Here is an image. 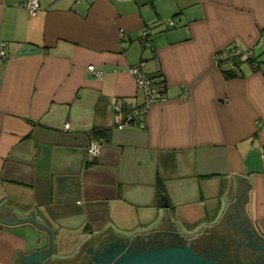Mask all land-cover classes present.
Wrapping results in <instances>:
<instances>
[{
  "label": "crops",
  "instance_id": "obj_1",
  "mask_svg": "<svg viewBox=\"0 0 264 264\" xmlns=\"http://www.w3.org/2000/svg\"><path fill=\"white\" fill-rule=\"evenodd\" d=\"M26 1L0 0V218L47 227L0 220V264H31L51 232L34 264L216 222L264 233V0ZM138 63L164 89L119 127L145 100Z\"/></svg>",
  "mask_w": 264,
  "mask_h": 264
},
{
  "label": "flooded vegetation",
  "instance_id": "obj_2",
  "mask_svg": "<svg viewBox=\"0 0 264 264\" xmlns=\"http://www.w3.org/2000/svg\"><path fill=\"white\" fill-rule=\"evenodd\" d=\"M241 228H246L242 227ZM236 224L228 222V224L214 223L210 226H203L198 230V233L193 235H183L182 233L173 234L171 236L157 235L158 239L155 237H147L148 242H144L143 238H139L140 242L143 241L142 248L148 249L161 245V242L165 244H184L185 242L192 246L197 252L202 254L204 257L209 258L208 252L210 253V258L218 262L225 264H260L264 260V246L254 247L250 243V230L252 234V243L255 245L264 244V233L256 232L253 228L241 229ZM262 236H260V235ZM155 239V240H154ZM162 239V241H161ZM184 239V240H183ZM153 240V241H152ZM234 240V241H233ZM176 241V242H175ZM243 241V242H240ZM153 243V244H152ZM239 243V244H238ZM224 244V245H223ZM147 245V246H146ZM223 246V249L227 250L226 253L218 249V254H216L217 247ZM133 248L141 247L140 244H132ZM213 247V248H212ZM209 249V250H208ZM216 254V255H214Z\"/></svg>",
  "mask_w": 264,
  "mask_h": 264
},
{
  "label": "water",
  "instance_id": "obj_3",
  "mask_svg": "<svg viewBox=\"0 0 264 264\" xmlns=\"http://www.w3.org/2000/svg\"><path fill=\"white\" fill-rule=\"evenodd\" d=\"M39 49L40 48L34 44L26 43L21 47V49L19 50V53L34 52V51H39ZM234 174H236V173H234ZM236 175H238V174H236ZM241 178H245V177L241 175ZM164 197L167 198L166 194H164ZM168 204H169L168 201L162 202L163 206H168ZM235 208H237L236 205H235ZM12 213H14V212H12ZM232 213H234V212H232ZM238 215H239V210H238ZM230 216H231V214H230ZM23 218H32L33 220H35V216L23 217ZM23 218H20V219H23ZM20 219H17L15 217V218H12V220L10 221V220L0 218V220H5L8 222H15V221L20 220ZM242 222H243V220H242ZM241 224L239 225L240 228H241ZM39 225H41V224H39ZM41 226H45V225H41ZM45 227H47V226H45ZM241 229H247V228H241ZM247 230L250 233V242H245V243H250L254 247L264 246V244H261V245L253 244L252 243V234H251L249 229H247ZM163 231H164V234H166V232H174L177 234V238H178V236H181L176 231H166V230H163ZM149 233H151V232H149ZM154 233H155V236H154L155 239H158L157 235L159 234V230L154 231ZM137 235L140 236L139 234H137ZM53 237H54V234L51 232V248H50V250H48L47 253L44 254V253H40V252L35 250L33 252H30L29 256H27V254H26V258H27L26 261H29L31 264H34L32 262V259L41 260L45 256L47 257L48 255H50L52 253L53 247H54V238ZM262 238H264V237H262ZM143 239H144L143 240L144 242H148V239H145V238H143ZM143 241L142 242H140V240L135 241L136 244L141 245V247H137V248H133L131 243L129 245H127V244L119 245L117 248L114 247L113 250L110 251L107 255L106 254L105 255L98 254L97 256H95L94 257L95 259L91 260V262H89V264H225V263L218 262L214 259H211L210 253H212V252H208L209 258L204 257L202 254L197 252L192 246L188 245L185 242V240H184V244H165V245H162L165 242H161V245H158L155 247H154L155 244L152 243L153 248H148V249L142 248ZM161 241H162V239H161ZM240 242H243V241H240ZM218 249H220L224 253H226V251H227V250L223 249V246L221 247L219 245L217 247L216 254H218ZM216 254H214V255H216ZM260 264H264V260Z\"/></svg>",
  "mask_w": 264,
  "mask_h": 264
},
{
  "label": "built area",
  "instance_id": "obj_4",
  "mask_svg": "<svg viewBox=\"0 0 264 264\" xmlns=\"http://www.w3.org/2000/svg\"><path fill=\"white\" fill-rule=\"evenodd\" d=\"M26 6L29 8V10L32 13H35L40 7V2H39V0H27ZM171 21H172V19H170L169 22H171ZM121 33H124L123 29H121ZM142 36H143L142 38H143L144 43L149 44L150 39H149V30L148 29L144 30ZM239 53H241V49L236 48L233 51H231L230 55L232 57L235 54H239ZM0 55L3 57H5L7 55L6 42H2V44L0 46ZM88 67L91 70L96 71L94 64H89ZM131 70L135 75V78H136V81H137L139 87H141L145 93V100L141 105L135 106V108L132 111H130L129 113H127L125 115L124 120L118 124L119 127H123L128 120L135 119V117H138L142 114L144 115L146 112H148L150 105H151V102L154 101L158 97V93L153 88L154 80L148 75L147 72H145L142 69L141 63L133 65ZM116 107H117V109L121 108L120 105H118ZM66 126H68V124H66ZM100 149H101L100 138L92 135L91 140H90V144H89V149H88L89 153L94 154V155L98 154L100 152ZM263 154H264V151H263Z\"/></svg>",
  "mask_w": 264,
  "mask_h": 264
},
{
  "label": "trees",
  "instance_id": "obj_5",
  "mask_svg": "<svg viewBox=\"0 0 264 264\" xmlns=\"http://www.w3.org/2000/svg\"><path fill=\"white\" fill-rule=\"evenodd\" d=\"M240 54V53H239ZM239 54H235L234 56H232V58H234V65H236V64H239L240 63V59H238L237 57V55H239ZM236 67L234 66V68H228V69H224V71H225V74L227 75V76H232V75H235V74H237V72H236ZM163 81L164 80H158L157 82L156 81H154V83H153V88L156 90V92L158 93L159 92V90H158V82H160L161 83V90L163 91V87H164V84H163ZM162 91H160V92H162ZM90 135L92 136V135H94V136H96V137H109V135H110V128L109 127H100V126H98V127H94V128H92L91 130H90Z\"/></svg>",
  "mask_w": 264,
  "mask_h": 264
},
{
  "label": "rangeland",
  "instance_id": "obj_6",
  "mask_svg": "<svg viewBox=\"0 0 264 264\" xmlns=\"http://www.w3.org/2000/svg\"><path fill=\"white\" fill-rule=\"evenodd\" d=\"M174 17V16H173ZM175 19V18H174ZM169 24V23H168ZM193 213H194V218H196V219H199L198 218V215L197 214H199L200 213V210H194L193 211ZM201 216H202V214H201ZM200 216V217H201ZM183 223H185L184 222V220L181 218V214H180V212H179V220H178V225L181 227V226H185ZM198 230H200V227L199 228H196V229H192L191 230V232H189V234L190 235H193V234H195V233H198L199 231Z\"/></svg>",
  "mask_w": 264,
  "mask_h": 264
}]
</instances>
